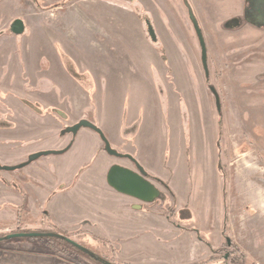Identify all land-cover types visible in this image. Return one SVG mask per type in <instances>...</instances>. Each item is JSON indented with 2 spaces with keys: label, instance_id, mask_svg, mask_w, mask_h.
Segmentation results:
<instances>
[{
  "label": "rangeland",
  "instance_id": "rangeland-1",
  "mask_svg": "<svg viewBox=\"0 0 264 264\" xmlns=\"http://www.w3.org/2000/svg\"><path fill=\"white\" fill-rule=\"evenodd\" d=\"M76 1L46 12L21 13L27 25L28 39L25 37L21 42L26 59L29 50L38 56L47 53L48 64L56 69V53L62 50L63 55L67 54V62L99 77L100 85L86 89L87 93L62 92L53 84L41 86L47 90L41 93L50 91L49 112L63 117L57 129L56 125L52 127L56 130L50 134V140L62 138L63 130L80 117L97 120L96 123L100 120L114 132L124 122L138 123L142 119L138 142L143 161L159 175L175 174L180 185L181 211L172 213L174 194L165 187L166 199L157 202V207L164 214H173L179 224L209 218L216 227V216H219V230L224 227L222 192L217 176L220 143L229 206L225 225L228 236L235 242L238 221L248 213L242 201L246 200L248 190L244 188L242 193L236 186L235 171H245L247 178L264 186V28L250 25L248 0H135V3L132 0H78V4ZM187 1L203 31L208 78L222 107L220 141V112L214 90L206 78L202 48ZM51 2L42 0L43 4ZM145 12L160 38L157 45L146 36L141 18ZM159 46L164 47L165 59ZM101 77H104L103 83ZM37 95L36 100L41 101L42 97ZM77 100H83L85 106H79ZM110 142L119 152L135 151L132 142ZM60 156L51 154L41 158L49 165ZM1 173L6 176L10 171ZM17 207L19 205L11 202L0 204L4 212L12 209L17 215L13 219L0 215V236L16 230L18 224L23 230L34 228V224L19 220ZM22 210L26 213L25 207ZM76 238L104 260L130 264L118 260L113 245L91 231L89 235ZM159 247L157 244L156 248ZM157 254L159 260L169 258L170 261L173 253L160 251V255ZM214 255L218 258L212 263L223 264L221 257L213 252ZM253 260L247 258L246 264H257L258 260ZM0 264L104 262L79 249L69 247L62 251L40 239L27 238L0 243Z\"/></svg>",
  "mask_w": 264,
  "mask_h": 264
},
{
  "label": "crops",
  "instance_id": "crops-1",
  "mask_svg": "<svg viewBox=\"0 0 264 264\" xmlns=\"http://www.w3.org/2000/svg\"><path fill=\"white\" fill-rule=\"evenodd\" d=\"M77 2L78 0L76 4ZM35 10L46 12L50 8L42 9L34 0H0V89L2 92L16 91L10 83H6L4 76L10 77L12 82L15 81L20 86L23 83L20 78L22 72L15 66L16 63H21L18 54L20 36L17 37L10 31L12 21L17 18L26 21L24 14L21 13L26 11L29 14L30 11ZM61 51L56 53L57 68L53 69L51 66L49 71L43 73L40 63L48 54L38 56L29 50L33 58L29 57L27 63L28 74L35 75V78L27 82L36 86L37 89L34 91L45 90L41 88L45 84L57 85L59 88H64L66 92H86V89H94L100 85L98 74H89L85 76V79L71 75L62 62L67 54L64 56L62 54L64 51ZM73 68L84 75L85 71L79 69L76 64ZM38 75L46 78H36ZM103 79L104 77H101V83L104 82ZM22 99L7 95L0 108V114H6L8 106L12 109L13 116H7L5 122L15 124L12 128H0V160L4 164H15L38 150L64 148L71 141V135L51 141L50 134L60 124L56 114L38 115L24 104ZM77 102L80 103L79 106H85L83 100H77ZM142 121L140 119L138 123H132V121L130 124L124 122L116 132L106 128L107 125L101 124L100 120L95 123L104 129L110 141L120 140V143H123L122 140L134 143L135 151L123 150L124 153L132 155L135 161L144 167V170L169 182L175 195L174 212H179L182 208L178 191L180 185L176 175H159L157 170L142 159V147L138 142L141 140ZM54 125L56 129L53 130ZM83 129L73 138L67 152L53 159V163L46 165L41 158L6 176L0 172L3 176V178L0 177V204L23 203V195L10 185V183H17L26 193V211L33 216L47 211L50 220L63 229H84L105 238L113 245L117 259L130 264H192L210 258L213 250L217 249L223 240L224 227L219 230L221 218L215 215L217 228L213 226L209 218L198 223L179 224L171 215L169 218L168 214H164L163 210L157 207L156 200L144 201L117 190L108 181L110 168L119 164L136 171L134 165L136 162L110 155L103 149V141L96 132L86 128L84 133H80ZM217 176L222 192L225 225L229 206L226 202L224 179L220 173H217ZM234 176L240 191L244 193V188L248 190L246 200L242 199V201L246 203L244 207L249 213L242 215L238 221L235 243L247 258L257 259V264H264V186L253 178H247L245 171L236 170ZM244 178L246 181L243 182ZM151 181L159 187L155 181ZM188 204L187 202L186 205ZM6 212L0 208L2 217L8 216L13 219L17 216L12 209ZM203 230H206L208 235L204 234ZM157 244L160 245L158 249ZM160 251L173 253L170 261H168L169 258L166 261L159 260L156 254L160 255Z\"/></svg>",
  "mask_w": 264,
  "mask_h": 264
},
{
  "label": "flooded vegetation",
  "instance_id": "flooded-vegetation-1",
  "mask_svg": "<svg viewBox=\"0 0 264 264\" xmlns=\"http://www.w3.org/2000/svg\"><path fill=\"white\" fill-rule=\"evenodd\" d=\"M247 7V10H248V12H250L251 13V16H252V19L251 18H248V19H250L249 20V23H250V25L251 26H253V27H257V28H261L260 27V24H262L263 25V27H264V0H248V2H247V5H246ZM141 18H143L142 16H141ZM17 19H20V18H17ZM259 19H261L262 20V22L261 23H259L260 22V20ZM16 19H14L13 21H12V23L15 21ZM143 20V23H144V28H145V32H146V27H145V22H144V19H142ZM255 20V21H254ZM256 21H258V22H256ZM256 23H258V24H256ZM26 23H25V21H23V30H22V32H14L13 31V29L10 27V31L12 32V33H14L17 37H19L20 36V52L18 53L19 55H20V61H21V63L19 64V63H16V69L18 68L22 73H21V76H20V78L23 80V83H22V85L20 86L18 83H16L15 81L14 82H12L11 81V78L10 77H8V76H4L3 78H5V80H6V83L7 84H11L12 85V88H13V90H16V91H14V92H11V93H7V92H2L1 91V89H0V108H2V104L5 102L4 101V98L7 96V95H14V96H18V97H20V98H23L22 99V101H23V103L24 104H26L27 106H29V108L33 111V112H35L36 114H38V115H41V116H45V115H47V114H50L51 112H49V110L50 109H48L47 107L48 106H52L51 105V103L50 102H52V101H50V97L48 96V95H50L49 93H50V91L49 92H47V93H41V92H39V91H34V90H36L37 88H36V86H34V85H31V84H29L27 81H31V80H33L34 78H35V75H32V74H28V67H27V63L29 62V57L30 58H33V56H32V54L31 53H29V51H28V58L26 59L25 57H24V54H23V52H22V46H21V42H22V40H23V38H27L28 39V37H27V35H26V33H27V28H26V25H25ZM146 36H147V32H146ZM148 37V36H147ZM149 39V38H148ZM159 41H160V38H159ZM151 42V41H150ZM152 43V42H151ZM157 44H159V42L157 43ZM157 44H155V45H157ZM164 48V47H163ZM161 54V53H160ZM62 62H63V64H64V66H65V69L69 72V73H71V75H74L75 77H78L79 79H85V76L87 77V75H89L90 73L89 72H87V71H85L84 72V75L83 74H80L81 72H79V71H77V69L75 70L74 68H73V65L74 64H70L69 62H67L66 61V58H64V59H62ZM50 64V58L48 57V55H45V57L43 58V60L41 61V63H40V67H41V70L42 71H44V72H46L47 70L49 71V69H50V67H51V65H49ZM205 69V68H204ZM48 73V72H47ZM205 73H206V78H207V81H208V83H209V85L212 87V89L214 90V93H215V96H216V101H217V104H218V109H219V112H220V119H219V122H220V134H219V141H220V138H221V124H222V116H221V112H222V107H221V104H220V102H219V98H218V95H217V92H216V89H215V87H213L211 84H210V82H209V71L207 72L206 70H205ZM40 75H38L37 77L38 78H46V77H44V76H40ZM36 77V78H37ZM9 81V82H8ZM40 87V86H39ZM19 88H21V89H19ZM60 90H62V92L63 91H65V89L64 88H60ZM66 92V91H65ZM37 94H39L42 98H40V100L41 101H38V100H36V98H37ZM37 95V96H36ZM29 96H31L33 99H31ZM39 97V96H38ZM65 100H66V98H65ZM62 101V100H61ZM67 101V100H66ZM12 109L8 106V109H7V113L5 114V113H2V114H0V125L1 126H3L2 128H12V127H14L15 126V124L13 123V122H9V121H7V122H5L6 121V118L5 117H7V116H13V112L11 111ZM61 112V111H60ZM87 113H90V111L89 112H87ZM52 114V113H51ZM54 114H56V116H57V118L59 119V121H61V119L63 120V117H62V115L60 116L58 113H54ZM66 117V116H65ZM5 118V119H4ZM61 118V119H60ZM82 119H87V120H89V121H91V122H93L94 124H96L92 119H89V118H87V117H80V119L78 120V121H75L73 124H71V125H74V124H76V123H78L80 120H82ZM71 125H69V126H71ZM97 125V124H96ZM98 126V125H97ZM99 127V126H98ZM1 128V127H0ZM87 128V127H86ZM100 128V127H99ZM81 129H83V127L81 128ZM81 129H79L78 130V132L81 130ZM88 129H90V130H92V131H94V132H96L95 130H93V129H91V128H88ZM103 131V130H102ZM78 132L76 133V134H73V133H61L60 135L61 136H65V135H71V141L64 147V148H60V149H50V150H46V149H44V150H38V151H36V152H40V151H60V152H57V153H52V154H64V153H66L67 152V150L71 147V145H72V142H73V138L78 134ZM104 132V131H103ZM99 136H100V134L98 133V132H96ZM105 134V133H104ZM106 136V135H105ZM101 137V136H100ZM107 137V136H106ZM102 139V138H101ZM108 139V138H107ZM102 141H103V139H102ZM108 141L110 142V140L108 139ZM110 144H111V142H110ZM112 146V145H111ZM219 150H220V154H219V172H220V174L222 175V177H223V179H224V184H225V186H226V179H225V174H224V172H223V169H222V164H221V147H220V143H219ZM103 149L105 150V143H104V141H103ZM106 151V150H105ZM36 152H33V153H36ZM33 153H31V154H33ZM121 154H122V156H120L119 158H122V159H124V158H126V159H130V158H128V157H126V155H128V154H126V153H124V152H120ZM31 154H29V155H31ZM29 155L24 159V160H22V161H20V162H18V163H15V164H10L11 166H18V165H20V164H23V163H27L28 162V159L27 158H29ZM48 155H51V154H48ZM44 157L45 156H47V155H43ZM43 156H41V157H43ZM113 156V155H112ZM41 157L40 158H38V159H36L35 161H39L40 159H41ZM115 157H117V156H115ZM118 158V157H117ZM130 160H132V159H130ZM35 161H32V162H29V163H27V164H25V166H27V165H29V164H32V163H34ZM134 161H135V159H134ZM0 162H1V160H0ZM133 162V161H132ZM136 162V161H135ZM2 163V162H1ZM134 163V162H133ZM3 165H9V164H4V163H2ZM134 165H135V167H136V171L135 172H137L138 174H141L140 173V171H139V166H141L142 167V165H140L138 162H136V163H134ZM25 166H23L22 168H24ZM22 168H19V169H22ZM144 168V167H143ZM19 169H16V170H14V171H17V170H19ZM14 171H10V172H14ZM146 171V170H145ZM1 172V171H0ZM142 176H144V178L146 179V180H148L150 183H152L155 187H156V185L151 181V180H153V181H155L158 185H159V187H156L157 188V190H158V195H157V197L154 199V200H156L157 202H160V201H163L164 199H166L165 197V193H164V189H163V187H165V188H169V190L171 191V193H173V191H172V189H171V187H170V185H169V182L167 181V180H165V179H163V178H161V177H159V176H157V175H155V174H152V173H149L148 171H146V173H145V175L144 174H141ZM12 184V185H11ZM10 185L13 187V185H17V186H19L21 189H22V192H20V191H18L17 189H15L14 187V189L16 190V191H18L21 195H23V203L22 204H20L19 206H23V207H25V202H26V193H25V191L23 190V188L19 185V184H17V183H10ZM226 190V189H225ZM127 194V193H126ZM174 194V193H173ZM132 196V195H131ZM140 199V198H139ZM172 199H174L175 200V195L172 197ZM175 204V206H176V202L174 203ZM25 213V212H24ZM173 214L175 213L174 212V210H173V212H172ZM26 214H28V218H30V219H32L33 221L32 222H28L30 225H33L34 224V228L33 229H40V230H34V231H30V232H41V233H53V232H44V231H42L41 229H43V228H45V227H47V226H51V225H55V226H57L58 228H60L62 231H65L66 233H72V232H74V233H76V232H78L79 234H77V235H75L74 236V238H76V237H78V236H84V235H86V234H88L89 235V231H87V230H84V229H79V230H67V229H63V228H61V227H59L58 225H56L55 223H53L51 220H50V218L48 217V214H47V211H43L41 214H39L38 216H33L29 211H26ZM173 214H169L168 215V217L170 218L171 216L173 217ZM171 215V216H170ZM41 219V220H40ZM40 220V221H39ZM52 222V224H50ZM193 230H196V229H193ZM92 233V232H91ZM54 234H58V233H54ZM54 234H52V235H54ZM93 234V233H92ZM59 235V237H61V238H63V239H65V241H67V242H69L71 245H73L74 247H76L74 244H72L70 241H68L66 238H64V237H62V236H65V235H63V234H58ZM58 235H56V236H58ZM60 235H62V236H60ZM222 235H223V240L224 241H222L223 243L218 247V248H221L222 247V252L219 254V256H223V257H221V260L223 261V260H228L229 262H228V264H239L237 261H238V259L236 258V253H234V251L235 250H237V251H239V253H242V251L240 250V248L238 247V245L234 242V241H232L231 240V238L228 236V234H227V231H226V225H224V228H223V233H222ZM65 237H67V236H65ZM67 238H69V239H72V240H74V241H76L74 238H70L69 236L67 237ZM77 239V238H76ZM76 242H78V241H76ZM79 243V242H78ZM109 243V242H108ZM77 248V247H76ZM217 248V249H218ZM79 249V248H78ZM79 250H81V249H79ZM214 250H216V249H214ZM214 250H213V252H214ZM82 251V250H81ZM84 252V251H83ZM212 256V255H211ZM211 258V257H210ZM243 260V259H242ZM247 260V259H246ZM224 264V263H223ZM245 264H246V261H245Z\"/></svg>",
  "mask_w": 264,
  "mask_h": 264
},
{
  "label": "water",
  "instance_id": "water-1",
  "mask_svg": "<svg viewBox=\"0 0 264 264\" xmlns=\"http://www.w3.org/2000/svg\"><path fill=\"white\" fill-rule=\"evenodd\" d=\"M137 12L139 14H141L140 9H138ZM190 16H191V19L194 23L196 32H197L199 40H200V44H201V48H202L203 65H204L205 70L208 72V64H207L208 54H207V47H206L203 31L201 29L200 24L196 20L195 16L193 14H190ZM143 19L145 22L146 32H147V36H148L149 40L153 44H157L159 42V36L156 32V29H155V26L153 24L151 17L147 14H144ZM11 28L13 29L14 32H22L23 20L22 19H16L11 24ZM82 127L83 128H86V127L91 128L100 134L101 138L103 139V141L105 143V150L107 151V153H109L110 155H113V156H117V157L122 156V154L118 150L114 149L111 146L110 142L108 141V139L105 136L102 129L87 119H82L78 123L71 125V126H68L65 130H63V133L76 134L78 132V130L81 129ZM57 152H60V151H40V152L33 153V154L29 155L27 163L35 161L36 159L40 158L43 155H48V154L57 153ZM126 157H128L134 161V157L132 155L128 154V155H126ZM27 163H23V164H20L18 166H11V165H3L0 162V171H3V170L14 171L16 169L22 168ZM139 171L141 174H144V175L146 173L144 168L141 166H139ZM141 174H138L134 170L129 169L127 167H124L122 165L115 164L110 168V170L108 172V181L114 188H116L119 191H122L123 193H127L129 195L134 196V197L140 198L144 201H153L158 195V190L152 183H150L148 180H146L144 178V176H142ZM52 234H54V233H41V232H30V231L11 232V233H8L6 235L0 236V240H3V239L7 240V239L15 238V237H37V236H41V235H52ZM54 235H58V234H54ZM60 236H62V235H60ZM62 237L66 238L68 241H70L72 244H74L77 248L81 249L82 251H84L85 253L90 255L91 257H93L97 260L103 261L104 264H114L108 260H104L101 257L97 256L93 251H91L90 249L81 245L80 243H78L72 239H69L65 236H62Z\"/></svg>",
  "mask_w": 264,
  "mask_h": 264
},
{
  "label": "trees",
  "instance_id": "trees-1",
  "mask_svg": "<svg viewBox=\"0 0 264 264\" xmlns=\"http://www.w3.org/2000/svg\"><path fill=\"white\" fill-rule=\"evenodd\" d=\"M37 5L42 8V9H48V8H53V7H57V6H65L66 4H68L69 2L71 1H74V0H61V1H58V2H51V3H48V4H43L42 3V0H34ZM134 3H135V0H132ZM187 5H188V8H189V12L190 14H193V9H192V6L190 5V3L187 1ZM145 14L149 15L147 12H145ZM140 16V15H139ZM261 23L262 20L259 19ZM255 21V20H254ZM258 22V21H256ZM258 24V23H256ZM260 27L261 28H264L262 24H260ZM158 50L160 51L161 53V56L165 59L166 58V55L164 53V48L163 46H159L158 47ZM65 56V55H64ZM67 57V56H65ZM12 185V184H11ZM13 187L15 189H17L18 191L22 192V189L17 186V185H13ZM22 207L23 206H19L17 207V210H18V218L19 220H23V221H26V222H32L33 220L28 218V214L24 213V211L22 210ZM25 214V215H24ZM34 230H40V229H27V230H23L21 228V226L18 224L17 226V229L16 230H13L12 232H21V231H34ZM42 231L44 232H53V233H58V234H63L65 236H69L70 238H74L75 235L79 234L78 232L74 233H66L65 231H62L60 228H58L57 226L55 225H51V226H47L43 229H41ZM7 233H4L3 235H6ZM2 236V235H1ZM27 238H31V239H40L42 241H44L46 244H49L50 246H55V247H59L62 251H67V248L71 247L73 249H77L76 247H74L73 245H71L69 242L65 241V239L59 237V236H56V235H41V236H37V237H15V238H11V239H3V240H0V243H3V242H7L8 240H15V239H27ZM64 245V246H63ZM62 246V247H61ZM222 247L221 248H218L216 250H214V253H217L218 255L222 252ZM234 253H236V258L238 259V263L239 264H245V261H247V256L245 253H239V251L235 250ZM220 257H223V256H220ZM218 256L217 255H214L212 256L211 258L209 259H206L205 261H200V262H195L194 264H207L209 262H212L213 260L217 259ZM243 259V260H242ZM228 260H223V263L224 264H228ZM119 264V263H117Z\"/></svg>",
  "mask_w": 264,
  "mask_h": 264
}]
</instances>
